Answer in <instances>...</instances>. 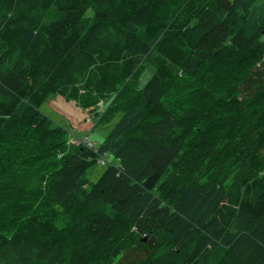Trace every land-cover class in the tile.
Returning <instances> with one entry per match:
<instances>
[{"label": "trees", "instance_id": "1", "mask_svg": "<svg viewBox=\"0 0 264 264\" xmlns=\"http://www.w3.org/2000/svg\"><path fill=\"white\" fill-rule=\"evenodd\" d=\"M0 264H264V0H0Z\"/></svg>", "mask_w": 264, "mask_h": 264}, {"label": "rangeland", "instance_id": "2", "mask_svg": "<svg viewBox=\"0 0 264 264\" xmlns=\"http://www.w3.org/2000/svg\"><path fill=\"white\" fill-rule=\"evenodd\" d=\"M153 72H154V68L152 66H147L145 68L139 81V88H143L146 85V83L151 78ZM181 100L182 97H178L177 101L179 102ZM105 103L106 101L102 105V109H100V111L104 109ZM72 104H74L77 107V105L74 102L66 101L61 96H55L41 106L40 112L43 115L47 116L54 123H57L60 126L64 127L67 130L68 137L70 139L69 141L71 140L73 141L74 139L83 140L87 138L90 142L94 143L96 146L101 145L102 142L106 139L110 130L118 121L119 117H116L114 120H112L109 124L105 126L102 125L94 126L96 120L92 117L90 119L91 121L90 123L83 122L82 121V119L84 120L83 115L86 114L87 111L80 109L79 110L80 112L79 111L77 112V110ZM89 115L91 117L92 113H90ZM79 124L81 128H83L85 131V135L83 137H77L80 135L76 132L78 130ZM104 168L105 166H100L99 164H97L94 168L90 169L87 173L88 180L91 183L96 182L97 179L102 174V172L104 171Z\"/></svg>", "mask_w": 264, "mask_h": 264}, {"label": "built area", "instance_id": "3", "mask_svg": "<svg viewBox=\"0 0 264 264\" xmlns=\"http://www.w3.org/2000/svg\"><path fill=\"white\" fill-rule=\"evenodd\" d=\"M70 142H72V144H74L76 146L83 145V146L87 147L88 149H92L94 147L93 143L90 142V141H83V140H79V139H74L73 141L71 140ZM107 163L108 162H107V155L106 154H104L101 157H99L98 164L100 166H104Z\"/></svg>", "mask_w": 264, "mask_h": 264}, {"label": "crops", "instance_id": "4", "mask_svg": "<svg viewBox=\"0 0 264 264\" xmlns=\"http://www.w3.org/2000/svg\"><path fill=\"white\" fill-rule=\"evenodd\" d=\"M74 107H75V109L77 110V112L80 110V108L77 106H75L74 104H72ZM80 112V111H79ZM90 113L87 111L86 112V114H84L83 116H84V120H86V121H84L83 119H82V121L83 122H88V123H90L91 121H90V119L93 117V115H91V117H90V115H89ZM82 115V114H81ZM83 116H82V118H83ZM86 124V123H85ZM75 131V130H74ZM78 134H80L79 136H77V137H83L84 135H85V131H84V129L83 128H81V126H80V124L78 125V130L76 131Z\"/></svg>", "mask_w": 264, "mask_h": 264}, {"label": "water", "instance_id": "5", "mask_svg": "<svg viewBox=\"0 0 264 264\" xmlns=\"http://www.w3.org/2000/svg\"><path fill=\"white\" fill-rule=\"evenodd\" d=\"M143 241H146V240H143ZM148 245L150 246H156V241L154 238H151L148 242H147Z\"/></svg>", "mask_w": 264, "mask_h": 264}, {"label": "bare ground", "instance_id": "6", "mask_svg": "<svg viewBox=\"0 0 264 264\" xmlns=\"http://www.w3.org/2000/svg\"><path fill=\"white\" fill-rule=\"evenodd\" d=\"M83 141H89V140L86 138V139H83Z\"/></svg>", "mask_w": 264, "mask_h": 264}]
</instances>
